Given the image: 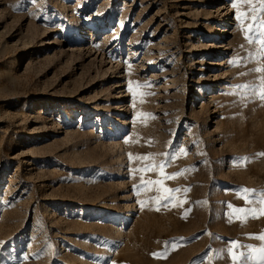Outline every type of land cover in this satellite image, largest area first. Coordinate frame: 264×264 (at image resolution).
I'll use <instances>...</instances> for the list:
<instances>
[{
    "label": "rangeland",
    "instance_id": "374dc122",
    "mask_svg": "<svg viewBox=\"0 0 264 264\" xmlns=\"http://www.w3.org/2000/svg\"><path fill=\"white\" fill-rule=\"evenodd\" d=\"M260 9L0 0V264H264Z\"/></svg>",
    "mask_w": 264,
    "mask_h": 264
},
{
    "label": "snow or ice",
    "instance_id": "6c2138e0",
    "mask_svg": "<svg viewBox=\"0 0 264 264\" xmlns=\"http://www.w3.org/2000/svg\"><path fill=\"white\" fill-rule=\"evenodd\" d=\"M233 6L236 7L237 5L234 4ZM260 10H264V0H261V9ZM255 19H256V17L254 16L253 20H255ZM256 27L258 28L259 26L257 25ZM251 29H252V26H250L249 30L251 31ZM247 39L249 40L250 43L253 42V36L250 35V36L247 37ZM259 42H260V45H261L260 50H259L260 54L264 55V36H259ZM230 63H235V62L234 61H230ZM257 71H261V70L257 69ZM261 96H262V98H264V81H262V85H261ZM180 151H181V153H183L184 149H180ZM259 155H264V153H261ZM145 159H147V157H145ZM161 167H163V164L161 165ZM180 174L181 173H174L173 176H177V175H180ZM169 178H172V177H169ZM142 182H143V179H142ZM146 183L151 184L153 182L152 181H147ZM156 183H160V182L156 181ZM134 187H136V186H134ZM165 191L171 193V192H178L179 189H165ZM185 191H187V190H185ZM241 191L242 192H247L249 190L241 189ZM157 199H159V198H157ZM141 203H143V202H141ZM230 207H231V205H230ZM240 211L243 212V211H245V209H240ZM259 239L264 240V235L260 236ZM3 243H4L3 241H0V244H3ZM231 243L233 244V247L237 246L235 244V242H231ZM173 246H175V245H173ZM247 247H251V246H247ZM261 252L264 253V248L261 249ZM153 255L155 256V255H158V254L153 253ZM233 258L235 259V257H233ZM261 261L264 262V255L261 256Z\"/></svg>",
    "mask_w": 264,
    "mask_h": 264
},
{
    "label": "bare ground",
    "instance_id": "6f19581e",
    "mask_svg": "<svg viewBox=\"0 0 264 264\" xmlns=\"http://www.w3.org/2000/svg\"><path fill=\"white\" fill-rule=\"evenodd\" d=\"M122 16V15H121ZM224 18H226V17H224ZM121 19V18H120ZM119 22H121L120 20H119ZM92 29H97V26H93V28ZM221 32V33H220ZM214 33H216V32H211V33H209V37L207 36V37H205L204 38V40H206V41H209V40H212V41H214L215 40V38H216V36L218 37V36H221L222 34H228L229 33V30L228 29H226V26H221L220 27V29H219V33L220 34H218V35H211V34H214ZM211 35V36H210ZM224 43V40H222V41H220V44H223ZM225 46V45H224ZM157 47H160V46H157ZM164 48V47H163ZM209 49H210V47H208L207 48V52H209ZM139 50V49H138ZM141 50V49H140ZM145 55H146V53H144ZM153 55V58H155V59H160L161 58V53L160 52H158V53H156V54H152ZM96 110V109H95ZM95 113H93V115H94ZM71 119H72V117H70ZM84 119H86L85 118V114H82L81 115V120H79V121H83ZM74 120V119H73ZM68 122V121H67ZM71 123H73V122H70V123H68V125H70ZM124 124L126 123V122H123ZM124 128H121V129H119V130H116L115 131V133H116V136H118V137H121L124 133H125V131L123 130ZM130 214H131V212H127V214L126 215H124L123 216V218L125 217V219H131V216H130ZM26 256H23V258H25ZM28 259H26L25 261H27Z\"/></svg>",
    "mask_w": 264,
    "mask_h": 264
}]
</instances>
